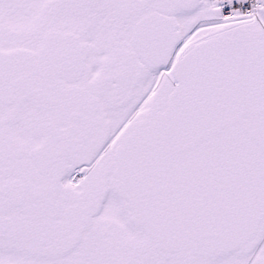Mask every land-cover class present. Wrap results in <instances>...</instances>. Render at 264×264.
Returning a JSON list of instances; mask_svg holds the SVG:
<instances>
[{"label":"snow or ice","instance_id":"1","mask_svg":"<svg viewBox=\"0 0 264 264\" xmlns=\"http://www.w3.org/2000/svg\"><path fill=\"white\" fill-rule=\"evenodd\" d=\"M0 264H264V0H0Z\"/></svg>","mask_w":264,"mask_h":264}]
</instances>
